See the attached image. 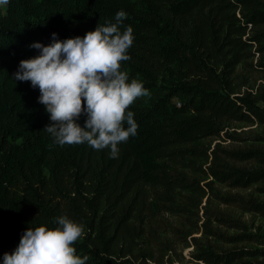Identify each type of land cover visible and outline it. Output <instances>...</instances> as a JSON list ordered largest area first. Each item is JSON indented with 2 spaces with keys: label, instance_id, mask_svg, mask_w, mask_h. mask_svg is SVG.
Instances as JSON below:
<instances>
[{
  "label": "trees",
  "instance_id": "trees-1",
  "mask_svg": "<svg viewBox=\"0 0 264 264\" xmlns=\"http://www.w3.org/2000/svg\"><path fill=\"white\" fill-rule=\"evenodd\" d=\"M119 10L135 37L122 69L151 92L129 106L137 134L115 158L60 146L43 130L52 122L39 89L13 74L38 54L33 42L83 36ZM260 79L264 0H9L0 11V260L26 228L55 227L63 214L84 226L75 248L86 264H264Z\"/></svg>",
  "mask_w": 264,
  "mask_h": 264
},
{
  "label": "clouds",
  "instance_id": "clouds-1",
  "mask_svg": "<svg viewBox=\"0 0 264 264\" xmlns=\"http://www.w3.org/2000/svg\"><path fill=\"white\" fill-rule=\"evenodd\" d=\"M9 0H0V8ZM127 13L116 12L115 22L98 24L83 36L51 42H33L38 54L22 59L13 74L16 81H30L38 88V101L49 114L43 129L60 146L87 144L108 149L113 158L119 145L137 134L138 123L129 107L150 90L122 69L130 59L134 43L131 26L121 29ZM84 116V125L78 122ZM49 227L41 224L23 231L18 245L3 254L0 264H86L88 256L77 254L75 242L83 237L84 226L67 215L56 216Z\"/></svg>",
  "mask_w": 264,
  "mask_h": 264
},
{
  "label": "rangeland",
  "instance_id": "rangeland-1",
  "mask_svg": "<svg viewBox=\"0 0 264 264\" xmlns=\"http://www.w3.org/2000/svg\"><path fill=\"white\" fill-rule=\"evenodd\" d=\"M6 6H7V5H6ZM6 6H4L3 8H0V11H1V12H5V11H6ZM259 81L264 82L263 79H260ZM261 105L264 106V102H261ZM235 125H237V126H239V127L242 126L241 124H235ZM239 127H238V128H239ZM255 128L257 129V131H260V130L264 129V127H259V126L255 127ZM241 129H242V130H243V129H248V127H243V128H241ZM235 213H236V211H235ZM259 221H260V222H263V221H261V220H259ZM263 223H264V222H263ZM189 250H191V247L185 249L184 253L188 252ZM178 264H181V263L178 262ZM185 264H191V263H189V262L187 261V263H185ZM192 264H203V263H192Z\"/></svg>",
  "mask_w": 264,
  "mask_h": 264
}]
</instances>
